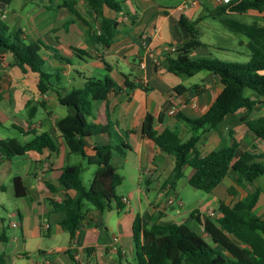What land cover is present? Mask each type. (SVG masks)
<instances>
[{
  "label": "crops",
  "instance_id": "crops-1",
  "mask_svg": "<svg viewBox=\"0 0 264 264\" xmlns=\"http://www.w3.org/2000/svg\"><path fill=\"white\" fill-rule=\"evenodd\" d=\"M28 1L13 0L10 5H4L0 8L3 11L0 20L8 19L7 9L14 2V26L24 31L22 39L42 42L51 48L44 49L42 55L46 71L53 74L50 79L53 87L42 95L38 90V75L20 72L11 66L10 54H0V139L14 138L26 144L36 135L47 133L56 150L31 151L10 159L0 154V264H139L133 231L137 216L148 227L185 224L210 241L202 225L204 220L220 216L221 204L233 205L256 191L260 196L249 216L264 218V176L245 187L228 176L196 203L185 201L181 187L189 184L193 169L185 167L184 176L171 187L167 182L175 167L174 156L165 153L142 131L149 114L155 118L158 133L170 129L183 141L188 140L191 129L186 119L202 117L223 90L219 76L213 73L203 71L186 78L168 71L166 58L173 57L190 38L180 22L182 18L198 23L204 44L190 57L218 58L213 52L239 53L250 42L262 49L264 38L259 39L264 35L260 30L264 27V12L238 13L228 9L242 0H231L227 5H220L216 0H123L120 12L104 8L105 16L119 23L114 43L104 48L89 34L99 32V23L85 0H74L81 18L64 6V0H39L40 5L32 8ZM19 19H23L20 25ZM210 19L224 25L216 41L203 40L206 30L213 29ZM52 50L71 63L57 60ZM75 50H83L89 56L82 57ZM106 77L117 89L97 105L89 120L109 125L111 133L86 138L87 155L93 157L91 148L96 145H129L131 149L124 157H114L113 165L120 175L124 174V181L129 179L132 188H117L123 209L116 202L104 212L87 205V214L72 241L60 224L61 214L54 204L74 197L75 192L62 188L51 191L47 187V183L58 186L64 167L74 165V155L69 154L57 129V122L68 114L58 100V92L66 94L82 89L87 79ZM192 79H198L199 83L190 82ZM246 96L256 103L249 109L227 115L215 129L200 135L197 146L202 155L236 143L239 148L234 161L246 151L264 153V141L244 122L264 119V102L256 99L251 91ZM40 109L44 110V116L35 121ZM172 109H175L173 115ZM23 113L25 117L20 118ZM10 129L18 131L23 141L1 132ZM189 168L191 172L186 174ZM16 177L22 178L17 188ZM211 212L214 217L210 216ZM215 247L222 249L219 245Z\"/></svg>",
  "mask_w": 264,
  "mask_h": 264
},
{
  "label": "trees",
  "instance_id": "trees-1",
  "mask_svg": "<svg viewBox=\"0 0 264 264\" xmlns=\"http://www.w3.org/2000/svg\"><path fill=\"white\" fill-rule=\"evenodd\" d=\"M13 0H0V4L10 5ZM91 13L99 23V32L90 31L98 45L110 48L118 35L119 23L104 14L107 7L115 12L123 9L122 2L117 0H85ZM67 7L76 17L81 18L76 9V1L64 0ZM230 11L245 13L250 10L264 12V0H242L229 5ZM3 13V11H0ZM181 24L188 31L190 38L183 43L173 57L166 58L167 69L176 75L192 77L200 72H210L219 76L223 90L215 103L198 119H186L191 129V136L183 141L178 133L167 129L158 133L155 129V118L147 115L143 124V135L152 140L165 153L174 156L175 167L168 179L173 187L183 176L184 168L189 166L193 173L189 184L196 190L212 193L223 180L231 176L234 182L245 187L259 176H264V153L246 151L234 161L239 144L230 147L220 146L218 149L202 155L198 149L200 135L215 129L229 114L241 109H249L256 103L246 96L253 92L256 99L264 102V56L263 50L250 42L247 48L250 59L246 63L229 62L219 58L192 59L190 54L204 47L201 31L197 22L181 19ZM264 33V27L260 28ZM22 29L11 32L10 28L0 20V54L12 56V67L27 74L39 76L38 90L44 95L53 85L50 79L53 74L46 71L44 49H51L42 42H26ZM54 57L63 63L70 64V59L62 57L52 50ZM75 52L84 57L89 54L83 50ZM58 77V74H55ZM59 78V77H58ZM126 84L129 86L128 82ZM143 87V86H141ZM117 85L109 78L87 79L82 89L69 93L58 92V100L68 110L66 117L57 122V129L62 135L69 154L80 156L87 164L96 166L89 187L84 183V167L80 164L66 165L59 179L58 186L47 183L51 191L62 188L74 191V197L66 198L61 204H54L60 212L61 226L69 233L73 241L79 225L87 214V205L100 212L109 210L113 202L123 209L117 195V188L123 184L124 178L113 165L115 156L124 157L131 149L127 144L96 145L91 148L93 157L87 155L89 149L86 138L100 134H110L109 125L92 123L98 104L106 101ZM147 89V88H146ZM148 90V89H147ZM177 91V89H175ZM179 92V91H178ZM35 113L32 114V118ZM246 126L259 139L264 141V119H246ZM56 150V146L47 133L36 135L29 143L23 144L17 139H0V154L6 158L24 156L31 151L41 153L43 150ZM22 182V178H14V184ZM260 192L249 194L243 201L233 205L221 204L220 216L215 220L206 218L202 223L210 236V241L202 238L187 225L144 226L140 216L134 222V242L139 264H264V218L249 216L256 206ZM221 246L217 249L215 246Z\"/></svg>",
  "mask_w": 264,
  "mask_h": 264
},
{
  "label": "rangeland",
  "instance_id": "rangeland-1",
  "mask_svg": "<svg viewBox=\"0 0 264 264\" xmlns=\"http://www.w3.org/2000/svg\"><path fill=\"white\" fill-rule=\"evenodd\" d=\"M119 2L123 1V0H117ZM29 8L34 7L35 5H40V1L39 0H29ZM18 4V3H15ZM4 8V6H3ZM8 19L3 21L5 24H8L11 26V32H14L15 30L18 29V26H14V2L13 5L10 6L8 9ZM245 19L249 20L247 17H245ZM210 24L212 25L213 29H207L205 32V36L203 38L204 41L207 40H218L217 35L220 33L221 30H224V25L219 21V20H209ZM20 23H23V19H19L18 25H20ZM22 28L24 29V27L22 26ZM262 38H264V35H262L260 37V41L262 40ZM261 43V42H260ZM263 51H264V46H262ZM239 49V48H238ZM237 52L239 53H227V54H221L220 52H213L215 57H218L221 60H224L223 57H226L227 60L224 61H229V62H239V63H246L249 61L248 56H250V52L249 50L244 47L239 49ZM186 78H190V77H186ZM190 79H188L189 81ZM198 82V79H192L190 82ZM25 113H23L22 115H19L20 118L25 117ZM44 116V110L40 109L39 113L37 114L35 121H39L42 117ZM3 132L5 135H7L6 137H18L20 140L23 141V138H21V135L19 134L18 131L14 130V129H10L9 131H1ZM73 164H78L81 163L84 167V173H83V178H84V183L86 185V187H89L92 181V176L96 170V166H90L87 165L86 162L78 155H74V159L72 160ZM191 172V169L189 168L186 174H189ZM122 174V173H121ZM124 175V174H122ZM120 188H122L123 190H128L130 188H132V185L128 180L124 181L123 185L120 186ZM182 188V197L184 198L185 201H191V202H197L199 200L200 197L205 196L207 193H204L202 191H198L196 189H194L191 185H189L188 183L185 184L184 187ZM197 194V195H194Z\"/></svg>",
  "mask_w": 264,
  "mask_h": 264
},
{
  "label": "built area",
  "instance_id": "built-area-1",
  "mask_svg": "<svg viewBox=\"0 0 264 264\" xmlns=\"http://www.w3.org/2000/svg\"><path fill=\"white\" fill-rule=\"evenodd\" d=\"M190 2H191V1H190ZM216 2H217L218 4H220V5H223V4L227 5V4H230V3H231V0H216ZM191 3L193 4V2H191ZM170 113H171L172 115L175 114V109H172ZM124 201L127 202L125 199H124ZM169 203H171V201H170ZM210 216H211V217H214V212H211V213H210ZM13 226H16V225H13ZM75 259L77 260L78 257L76 256ZM45 264H46V263H45Z\"/></svg>",
  "mask_w": 264,
  "mask_h": 264
},
{
  "label": "water",
  "instance_id": "water-1",
  "mask_svg": "<svg viewBox=\"0 0 264 264\" xmlns=\"http://www.w3.org/2000/svg\"><path fill=\"white\" fill-rule=\"evenodd\" d=\"M4 6V4H1L0 8H2Z\"/></svg>",
  "mask_w": 264,
  "mask_h": 264
}]
</instances>
